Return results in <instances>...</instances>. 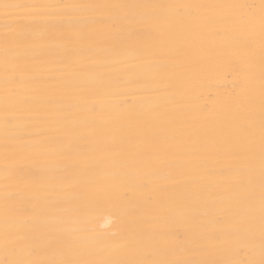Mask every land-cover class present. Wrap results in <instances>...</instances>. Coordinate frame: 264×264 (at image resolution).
<instances>
[{"label": "bare ground", "instance_id": "6f19581e", "mask_svg": "<svg viewBox=\"0 0 264 264\" xmlns=\"http://www.w3.org/2000/svg\"><path fill=\"white\" fill-rule=\"evenodd\" d=\"M87 4H259V0H10ZM118 9L46 10L21 23L30 43L21 45L19 71L9 111L20 139L7 145L9 183L22 191L10 202L9 220L37 240L39 259H60L66 250L47 251L52 235L86 245L92 258H129L133 235L155 237L159 249L179 254L198 231L213 234L218 258L246 251L238 259H260L258 213L254 222L237 203L239 172L245 162L215 154L201 165L189 150L188 133L217 126L235 108L244 83L240 50L221 40L216 25L185 33L179 56L152 54L172 25L145 26L113 38L96 17ZM152 14L154 10H138ZM163 11V10H161ZM223 10H216L221 12ZM188 16L195 15L188 10ZM258 50V33L255 36ZM0 47V233L5 227V89ZM91 109V110H90ZM258 111V106H257ZM140 132L141 136L135 133ZM185 142L177 161L154 172L132 164L143 151L141 138ZM73 148H69V145ZM75 146H78V150ZM159 154L152 152L155 162ZM258 133L256 149L258 204ZM15 165V167H12ZM163 206L166 211L159 209ZM98 253V254H97ZM0 253V258H2Z\"/></svg>", "mask_w": 264, "mask_h": 264}, {"label": "snow or ice", "instance_id": "6c2138e0", "mask_svg": "<svg viewBox=\"0 0 264 264\" xmlns=\"http://www.w3.org/2000/svg\"><path fill=\"white\" fill-rule=\"evenodd\" d=\"M118 9V14L94 18L95 23L107 21L106 30L117 38L127 28L129 36L145 26L159 27L172 25L162 43L154 46L152 54L162 56H179L182 47L181 37L188 33L195 43L201 39L194 28L203 29L208 24L216 25L215 36L221 40L231 31L230 43L240 50L241 62L244 67V83L238 93V103L235 108L226 110L216 127L211 129H194L188 133L189 150L199 153L201 165L215 154H222L228 160H243L245 164L239 172V190L234 193L237 203H243L244 212L249 222H254L258 213L261 235L260 259H238L244 251H236L230 255L218 258L215 246L216 237L206 231L195 232L187 246L180 249H159L155 246V237L143 232L133 235L129 248V258H92V253L86 245L76 241L65 240L52 235L44 240L47 251L57 248L66 250V256L60 259H39L37 240L32 233L23 232V224L12 218L9 220L10 202L22 196V191L9 183L11 168L7 164V145L10 140L20 139L18 133L10 131L17 128L15 115L9 111L8 96L13 94L16 76L19 71V55L17 48L21 45L29 48L21 23L37 18V14L46 10L63 9ZM138 10H154L152 14L140 13ZM163 10V11H161ZM188 10H194L195 15L188 16ZM216 10H223L216 12ZM258 33V50L255 36ZM0 47L3 51V87L5 89V116L3 128L5 135V186L4 208L5 227L0 233V264H264V0L259 4H87L60 5L10 2L0 0ZM258 106V111H257ZM91 110V109H90ZM258 133V204L255 194L257 184L256 149ZM141 136L140 132L135 133ZM144 146L140 153H132L129 162L143 163L144 167L153 172L163 164L172 165L185 148V142L177 140L175 135L163 140L157 138L143 139ZM69 145V148H73ZM78 150V146H75ZM156 152L155 162L151 156ZM12 167H15L13 165ZM166 211L163 206L159 209ZM98 254V253H97Z\"/></svg>", "mask_w": 264, "mask_h": 264}]
</instances>
